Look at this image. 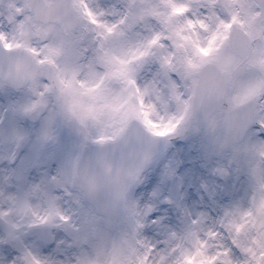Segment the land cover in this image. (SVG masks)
I'll return each mask as SVG.
<instances>
[{
  "label": "clouds",
  "instance_id": "9594fccd",
  "mask_svg": "<svg viewBox=\"0 0 264 264\" xmlns=\"http://www.w3.org/2000/svg\"><path fill=\"white\" fill-rule=\"evenodd\" d=\"M170 2L179 0H15L18 18L29 21L25 37L12 35L7 14L15 9L0 0V31L21 41L8 50L0 44V264H23L24 245L50 264H183L190 230L204 236L220 204L264 191V82L244 94L264 73L228 79L214 65L189 72L191 48L187 40L180 46L193 35L185 18L205 9L184 0L193 7L169 15ZM98 5L105 11L97 19L113 25L111 33L101 35L84 12ZM154 33L156 42L136 56ZM25 41L38 52H28ZM49 43L63 50L45 60ZM121 69H131L142 90L148 85L142 98L153 106L149 118L175 121L172 132L156 136L133 119L113 139H94L112 135L119 112L81 117L92 102L85 89L100 81L91 89L97 105L100 95L129 92L135 103L132 85L107 75ZM22 158L39 163L21 171ZM42 215L48 219L38 220ZM12 230L24 245L6 242Z\"/></svg>",
  "mask_w": 264,
  "mask_h": 264
},
{
  "label": "snow or ice",
  "instance_id": "6c2138e0",
  "mask_svg": "<svg viewBox=\"0 0 264 264\" xmlns=\"http://www.w3.org/2000/svg\"><path fill=\"white\" fill-rule=\"evenodd\" d=\"M8 3L11 8L15 9L14 12L7 14V19L13 26L12 35L26 37L29 21L18 18L20 8L15 0H8ZM194 3L196 9L203 6L205 12L203 16H197L196 19L190 16L185 18L186 25L193 32L192 37L185 36L180 42V46L184 47L183 41L187 40L191 48V55L184 57L186 69L195 73L203 66L214 65L228 79L238 77L251 70L264 73V0H194ZM97 7L98 11L93 12L85 6L84 12L93 24L103 27L104 32L101 35L111 33L114 26L97 19V16L104 14L105 9L99 5ZM192 7V3L184 2V0L170 2L171 12L169 15L186 13ZM165 19L167 20L168 16ZM176 31L179 34V29ZM158 35V33H154L147 40L146 46L141 51L136 52L135 55L140 56L146 53L148 51L147 46L156 42ZM0 44L5 50H8L14 46L20 47L21 41L15 40L14 44L13 40L6 37L4 31H0ZM23 46L30 53L38 52L36 48L28 46L26 41ZM45 47L46 51L43 57L45 60L49 59L50 56L60 54L63 50L62 43H49ZM133 58L129 57V59ZM130 71L131 69H121L119 72H109L107 75L119 76L126 82L125 86L132 85L135 90V103L131 99L133 93L129 92L123 98H120L119 94L111 99H106L100 95L103 102L97 105L95 100L98 94H92L91 89H96L100 81L85 89V92L92 96V102L83 104L81 117L92 116L96 118L97 113L105 108L113 113L119 112L118 127L112 130L110 136L102 134L94 137L98 142L102 143L123 133L133 119L141 120L145 128L156 136L170 133L176 127V122L171 119L158 124L157 121L149 118V112L152 111L153 106L151 104L146 105L142 98L144 93L148 91V85L146 84L142 90L129 75ZM261 82L264 81L246 84L244 94L254 93ZM35 103L34 101L32 106ZM183 103L187 109L189 102L184 101ZM137 104L139 108H137ZM32 106H25L24 111H30ZM176 119L178 121L179 117ZM81 122L83 121L81 120ZM261 123L264 124V121ZM12 135L17 141L23 139V135L19 131L13 130ZM50 136L51 133L47 128L42 130L41 138L43 140H48ZM8 159L14 160L15 155H10ZM37 163H39L37 159L22 158L18 161V168L21 171H26L27 168ZM220 174L223 175L222 170ZM260 188L264 189V182H261ZM211 195L212 193H209L210 197ZM52 207L53 205L50 203L49 208ZM219 207L220 213L214 218L210 217L213 220V226L205 230L204 236L199 235L196 230H190L186 234V238L192 239L193 246L184 250L183 264H264V191L258 195H249L246 199L241 197L230 200L220 204ZM205 215L207 214L205 213ZM60 218L66 219L63 216ZM46 219H48L47 215L38 216L40 221ZM221 229L223 232L220 231ZM225 233L227 234L226 238ZM6 242L14 248L24 245L21 234L15 230L8 232ZM46 242V239L42 241V243ZM148 247L151 248L152 245ZM24 248L23 264H50L32 247L24 245ZM8 264H14V262L9 259Z\"/></svg>",
  "mask_w": 264,
  "mask_h": 264
}]
</instances>
